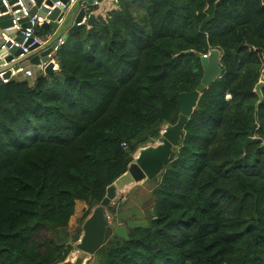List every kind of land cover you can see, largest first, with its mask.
I'll list each match as a JSON object with an SVG mask.
<instances>
[{"label":"trees","instance_id":"16d2710c","mask_svg":"<svg viewBox=\"0 0 264 264\" xmlns=\"http://www.w3.org/2000/svg\"><path fill=\"white\" fill-rule=\"evenodd\" d=\"M107 2L92 9V26L68 28L57 71L0 84V264H56L71 253L59 231L75 201L87 206L84 221L136 152L161 138L211 49L222 73L200 93L158 180L147 179L152 212L145 224L124 220L127 238L113 236L88 264H264V85L260 102L253 91L264 0ZM254 123L260 139L244 149Z\"/></svg>","mask_w":264,"mask_h":264},{"label":"water","instance_id":"95a60500","mask_svg":"<svg viewBox=\"0 0 264 264\" xmlns=\"http://www.w3.org/2000/svg\"><path fill=\"white\" fill-rule=\"evenodd\" d=\"M37 3L40 0H36ZM93 0H77L72 10L66 17L64 25L57 33L62 32L66 26L72 21V16L76 10L78 13L74 19L75 22L81 20L85 13V6L92 4ZM26 6H30V1L25 0ZM77 7V9H74ZM35 12V8L30 10V14ZM41 14V13H40ZM55 14L51 15L53 18ZM95 21V14H89L86 25L92 26ZM11 24L8 16L0 18V27L4 28ZM24 25L25 22L23 23ZM12 30L7 33L11 34ZM55 45L54 43L52 44ZM50 51H41L39 55H34L29 58V62L33 65L38 64V58L46 59L45 55ZM19 50L14 51L17 55ZM0 55H4L1 50ZM9 59V58H8ZM200 61L203 68L200 83L193 89L187 92H180L175 98L178 106V115L174 123H166L161 132V142L156 145L146 146L139 149L137 156L129 164L127 170L118 176L111 184L106 187L105 195L100 202L93 207L89 215L85 218L82 224V235L79 242L76 244V250L69 253L65 259L56 264H87L88 260L92 258L94 253L113 236L127 238L126 229L123 226L113 227L110 224L106 208L110 206L111 202L117 197L118 192L123 190L126 186L132 183L149 179L153 182L158 180V177L163 169L164 164L167 162L174 148L180 146L184 134V125L188 120L191 113L198 109V98L202 90L212 83L222 73L220 66V51L218 49H211L207 55H201ZM53 64L49 63L45 68V74H52ZM264 85V67L262 69V80L260 79L254 87V92L259 96V102L262 100L261 88ZM257 124L254 123L250 130V136L246 138L244 149L248 143L258 141L260 138L254 135ZM263 145V143H261Z\"/></svg>","mask_w":264,"mask_h":264},{"label":"built area","instance_id":"2783aa9c","mask_svg":"<svg viewBox=\"0 0 264 264\" xmlns=\"http://www.w3.org/2000/svg\"><path fill=\"white\" fill-rule=\"evenodd\" d=\"M29 1L28 7L25 0H0V18L8 16L11 21L9 26L0 27V51L4 52V55H0V84L10 80H20V77L32 84L37 76L45 75V68L49 63L53 64V71H57L55 53L64 43L68 28L86 25L89 14L94 13L88 11L85 6L84 16L80 21L75 22L79 9L76 10L71 23L62 32L57 33L63 27L66 17L77 0H40L39 3L36 0ZM107 1L93 0L88 6H99ZM32 8H35V12L30 14ZM53 13L55 16L51 18ZM24 22L26 25L23 24ZM48 24L53 25L54 30L40 31L41 27ZM9 30H12L11 34L7 33ZM47 48H50V51L45 55L46 59L39 57L36 65L29 62L28 57L39 55ZM16 50H19V53L14 55ZM35 72L37 73L34 74Z\"/></svg>","mask_w":264,"mask_h":264},{"label":"rangeland","instance_id":"374dc122","mask_svg":"<svg viewBox=\"0 0 264 264\" xmlns=\"http://www.w3.org/2000/svg\"><path fill=\"white\" fill-rule=\"evenodd\" d=\"M107 4L108 2L102 3L99 6L98 5L87 6L86 9L88 11H93L92 9L96 7V9L99 10L105 8ZM74 9H77V7H74ZM246 44L247 43L243 38L242 41L240 42V45H246ZM254 50H255V46L253 45H249L247 47V52H252ZM257 55L261 60L262 57H264V52L260 51L257 53ZM261 80H262V76H261ZM226 97H229V95H226ZM160 132H162V130ZM160 142H161V138L153 140L146 146H151V145L153 146ZM138 151L136 152L135 156H137ZM148 180L144 179L142 181L132 183L131 185L126 186L123 190H120L118 192L117 197L110 204V206L114 208V215L112 216L109 212L107 213L110 224L113 227L124 226L125 225L124 220H128L132 225H134V223L145 224L147 220L146 218L152 212L154 205V199L152 197V193L150 190L152 184ZM84 210H87V206L83 202L81 203L77 202L75 204L74 214L70 217L68 226L65 229L59 231L62 238H65L67 242L72 246L71 253L75 252L76 244L79 242V239L82 235L83 221L81 220V215ZM119 214L121 215L123 214L124 217L122 219L118 217L117 219H115L114 222H112V217ZM39 236L48 237V234L45 232H41ZM92 260H93V256L90 260H88L87 264Z\"/></svg>","mask_w":264,"mask_h":264},{"label":"crops","instance_id":"0c3cea01","mask_svg":"<svg viewBox=\"0 0 264 264\" xmlns=\"http://www.w3.org/2000/svg\"><path fill=\"white\" fill-rule=\"evenodd\" d=\"M27 65H28V62H27ZM36 73H37V72H35L34 74H36ZM20 80H23V78L20 77ZM77 202H80V203H81L82 201L76 200V201H75V204H76ZM85 205H86V204H85ZM74 208H75V207H74Z\"/></svg>","mask_w":264,"mask_h":264},{"label":"clouds","instance_id":"9594fccd","mask_svg":"<svg viewBox=\"0 0 264 264\" xmlns=\"http://www.w3.org/2000/svg\"><path fill=\"white\" fill-rule=\"evenodd\" d=\"M203 55H207V53L206 54H203ZM124 227V226H123Z\"/></svg>","mask_w":264,"mask_h":264}]
</instances>
